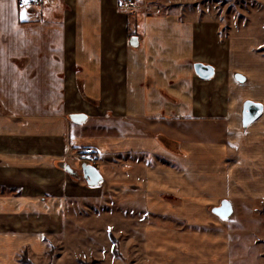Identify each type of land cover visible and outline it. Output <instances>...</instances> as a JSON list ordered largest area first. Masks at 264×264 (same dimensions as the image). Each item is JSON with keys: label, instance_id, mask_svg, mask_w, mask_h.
<instances>
[{"label": "crops", "instance_id": "1", "mask_svg": "<svg viewBox=\"0 0 264 264\" xmlns=\"http://www.w3.org/2000/svg\"><path fill=\"white\" fill-rule=\"evenodd\" d=\"M204 1L137 0L141 8L127 13L119 0H30L24 9L17 0H0V263H10L27 247L33 250L32 244L40 246L34 231L41 229L45 212L53 230L63 226L68 200L85 207L83 202L101 199L95 194L109 183H121L127 166L121 154L147 159L160 154L186 175L193 151L189 120L222 127L211 135L219 138L214 150L220 159L222 120H232L226 125L238 139L243 127L232 104L251 86L241 91L228 80L239 66L208 61L225 55L226 47ZM162 5V14L138 11ZM25 10L29 18L21 19ZM197 63L212 66L215 77H199ZM65 81L77 89L85 113L29 111L54 102L46 95L49 85L63 95ZM113 115L133 123L134 134L96 133L91 121ZM80 116L86 122H76ZM180 135L182 141L176 139ZM84 148L93 149L95 163L77 157ZM137 163L142 167L143 160ZM188 177L178 178L186 184Z\"/></svg>", "mask_w": 264, "mask_h": 264}, {"label": "rangeland", "instance_id": "2", "mask_svg": "<svg viewBox=\"0 0 264 264\" xmlns=\"http://www.w3.org/2000/svg\"><path fill=\"white\" fill-rule=\"evenodd\" d=\"M204 2L226 47L225 55L219 53L211 57L215 62L208 61L229 69L239 66V71L234 69L239 72L236 77L228 80H234L241 91L251 86L248 94L232 104L238 126L243 127L238 139L230 136L229 120H222L225 136L220 159L214 150L219 138L211 135L222 127L189 120L193 151L186 175L177 162L160 154L154 159L135 152L121 154L127 161L121 183H109L102 194H95L102 198L83 202L85 207L68 200L63 226L53 230L51 216L45 212L41 229L34 231L40 246L32 244L33 250L27 247L10 263L0 264H264V112L251 124L243 120L246 101L264 106V0ZM125 3L119 0V7L133 13L123 8ZM162 6L138 11L162 14L166 12ZM67 85L65 81L63 95L60 88L49 85L46 95L54 102L33 105L29 111L85 113L76 100L77 89ZM91 122L101 136L104 131L112 138L135 131L133 123L120 121L117 115ZM181 136L176 139L182 141ZM139 159L142 167H137ZM114 160L119 163V156ZM183 176H190L186 184L178 178Z\"/></svg>", "mask_w": 264, "mask_h": 264}, {"label": "water", "instance_id": "3", "mask_svg": "<svg viewBox=\"0 0 264 264\" xmlns=\"http://www.w3.org/2000/svg\"><path fill=\"white\" fill-rule=\"evenodd\" d=\"M196 74L201 77L202 79H211L215 75V69L212 66L204 65L202 63H197L194 66ZM264 108L263 105L248 101L244 105L243 109V120L245 124H251L256 121L262 114ZM84 116L75 117L76 122H83L85 121Z\"/></svg>", "mask_w": 264, "mask_h": 264}, {"label": "built area", "instance_id": "4", "mask_svg": "<svg viewBox=\"0 0 264 264\" xmlns=\"http://www.w3.org/2000/svg\"><path fill=\"white\" fill-rule=\"evenodd\" d=\"M26 6L23 2V0L19 1L18 8L19 9H24ZM124 9L128 11H135L140 7V5L135 1V0H126V3L123 6ZM94 151L91 148H85L83 151H80L77 154V157L86 163H95V158H94Z\"/></svg>", "mask_w": 264, "mask_h": 264}, {"label": "snow or ice", "instance_id": "5", "mask_svg": "<svg viewBox=\"0 0 264 264\" xmlns=\"http://www.w3.org/2000/svg\"><path fill=\"white\" fill-rule=\"evenodd\" d=\"M13 2H15V0H13ZM23 2H24V4H25V6H28L30 0H23ZM28 18H29V16H28L27 11H26V10L23 11V12L21 13V19H28Z\"/></svg>", "mask_w": 264, "mask_h": 264}, {"label": "trees", "instance_id": "6", "mask_svg": "<svg viewBox=\"0 0 264 264\" xmlns=\"http://www.w3.org/2000/svg\"><path fill=\"white\" fill-rule=\"evenodd\" d=\"M138 15H130L131 18L136 19Z\"/></svg>", "mask_w": 264, "mask_h": 264}]
</instances>
